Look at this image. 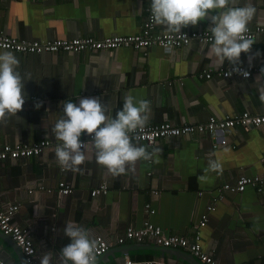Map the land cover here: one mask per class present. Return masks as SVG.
Masks as SVG:
<instances>
[{
    "label": "crops",
    "instance_id": "0c3cea01",
    "mask_svg": "<svg viewBox=\"0 0 264 264\" xmlns=\"http://www.w3.org/2000/svg\"><path fill=\"white\" fill-rule=\"evenodd\" d=\"M249 2L256 11L248 26H264V0H239L240 6ZM148 4V0H0V34L40 45L56 39L136 34ZM210 26L206 18L181 30L208 31ZM252 39L250 51L242 52L239 61L255 68L248 78L219 75L230 62L221 65L211 55L210 43L198 40L169 52L157 45L139 50H10L20 61L21 76L31 79L24 81L22 110L0 123V146L52 142L39 155L0 161V207L18 205L13 220L31 230L37 264L44 252H51L52 264H59L60 249L70 242L63 231L68 221L111 244L97 264H118L125 257L204 264L182 248H163L148 240L117 244L116 238L128 226L150 221L166 233L193 240L211 203L215 208L207 212L201 229L203 248L211 250L219 264H264V195L251 186L241 192L221 188L240 174L264 172V123L248 130L217 131L215 141H227L217 147L207 133L167 136L152 145L133 138L134 144L149 151L159 147L161 152L137 160L126 174L115 177L96 162L91 142L86 143V159L77 171L62 169L53 150L59 141L51 132L57 116L63 115L60 102L78 104L83 97L99 98L113 116L126 95L147 99L151 103L147 124L200 123L211 115L220 118L243 111L264 114V84L256 82L264 68V32ZM203 71L211 76H201ZM36 103L41 104L38 109ZM89 136L82 133L80 139ZM210 157L221 163V172L205 173ZM200 175L206 180L198 181ZM60 182L72 192L61 195ZM102 184L107 192L93 196L91 191ZM215 196L219 199L212 202ZM13 241L0 232V258L5 264H22V252Z\"/></svg>",
    "mask_w": 264,
    "mask_h": 264
},
{
    "label": "clouds",
    "instance_id": "9594fccd",
    "mask_svg": "<svg viewBox=\"0 0 264 264\" xmlns=\"http://www.w3.org/2000/svg\"><path fill=\"white\" fill-rule=\"evenodd\" d=\"M214 10L215 14H212ZM255 11L250 2L240 6L239 0H150L152 22L170 33H180L182 27L210 18L211 55L221 65L225 61L230 62L234 66L232 71L244 77H248L249 73L238 64L241 53H248L255 42L246 35ZM19 64L12 51L0 50V123L6 122L9 117H16L25 103L22 89L24 81L31 77L25 79L21 76L17 70ZM225 75H231V72ZM261 77H264V68H261L256 81L264 84ZM261 99L264 100V95ZM60 103L63 115L57 116L51 132L59 141L53 150L58 165L64 170L77 171L85 162L86 142L80 139L82 133L91 136L96 162L114 177L126 174L137 160H149L161 152L159 147L149 151L144 145L134 144L130 135L143 129L150 120L151 103L147 99L126 95L122 108L116 111L115 116L99 98H79L78 104L71 100ZM40 106V103L34 105L37 109ZM204 171L219 173L222 165L210 157ZM206 178V175H200L197 180L204 181ZM63 231L70 242L60 249L59 264H97L98 241L90 229L68 221ZM25 264H30V261L26 260ZM40 264H52L51 252L41 254Z\"/></svg>",
    "mask_w": 264,
    "mask_h": 264
},
{
    "label": "built area",
    "instance_id": "2783aa9c",
    "mask_svg": "<svg viewBox=\"0 0 264 264\" xmlns=\"http://www.w3.org/2000/svg\"><path fill=\"white\" fill-rule=\"evenodd\" d=\"M145 9V18L142 23L141 31L136 34L130 35H110L100 39L93 37H76L71 39H56L53 41L45 42L40 45L38 42H31L28 40H22L19 38L0 34V48L16 50V51H41L43 49L57 50L62 49L65 51H79L83 49H116L120 47L132 48L135 50L146 49L151 45L160 46L165 52H169L174 48L186 45L192 40H198L204 43H210L211 33L206 30L198 29L191 31L180 30V33H170L168 31L157 30L156 24L151 20L150 13V0ZM264 32L263 25H256L254 27L248 26V33L246 34L250 38H254L257 34ZM238 66L249 73L248 77L252 75L255 68L252 66H245L238 64ZM233 65L229 63L226 68L218 70V74L223 77H228L238 72L232 71ZM227 72H231V75H225ZM242 76L241 74H239ZM201 76L209 78L211 76L210 71H203ZM243 78H248L244 77ZM264 123V114H253L248 111H243L238 114L228 115L225 117L209 116L205 122L200 123H184L182 125H172L169 122H160L157 124H147L143 129L137 130V132L130 134L133 138L145 142L148 145H152L157 140L167 136H181L186 134H209L213 140V147L217 145L226 144V139H222L220 143L215 141V134L217 131H223L226 129H233L241 127L245 130L251 127H257ZM91 136L88 140H81L82 142H91ZM52 142L50 140H39L34 143L19 142L13 145L4 144L0 146V161L5 159H11L12 161L29 156L41 154L45 148H47ZM86 146V144H85ZM247 186L253 187L258 193L264 195V172L259 174H240L233 182H226L222 184V190L241 192L245 190ZM72 188L63 182L59 183V193L61 195L70 194ZM107 186L102 184L91 191L93 196L106 193ZM219 198L215 196L212 198V202H216ZM149 204L146 208L149 209ZM214 204L207 206V212L213 211ZM18 211L17 204H7L0 207V231L9 236L17 244L21 250L24 258L30 261V264H37L36 261V248L31 238V230L29 228H23L17 224L13 218ZM154 212L153 209L150 210ZM207 212H204L197 225L196 233L193 240H188L186 237L166 233L160 226L145 221L140 227L128 226L124 232L117 236L116 243L122 244L126 240L134 242H142L148 240L154 244L163 248H182L189 251L196 258H198L204 264H219L212 256V251L204 249L201 243V229L206 226L208 221ZM98 241V257L107 252L110 248V243L102 236H96ZM0 264H5L2 258H0ZM118 264H166L161 260H135L129 257L123 258Z\"/></svg>",
    "mask_w": 264,
    "mask_h": 264
},
{
    "label": "water",
    "instance_id": "95a60500",
    "mask_svg": "<svg viewBox=\"0 0 264 264\" xmlns=\"http://www.w3.org/2000/svg\"><path fill=\"white\" fill-rule=\"evenodd\" d=\"M1 232V231H0ZM2 233V232H1ZM3 234V233H2ZM4 235V234H3ZM6 236V235H5ZM7 237H9V236H7ZM10 238V237H9ZM14 242V241H13ZM16 243L14 242V245H15ZM18 247V246H17ZM19 248V247H18ZM20 250V249H19ZM22 257H23V254H22ZM193 258V257H192ZM23 260H24V258H23ZM193 260H196V259H193ZM195 263H197V261H195ZM22 264H25V262H23L22 261ZM199 264V263H198Z\"/></svg>",
    "mask_w": 264,
    "mask_h": 264
}]
</instances>
